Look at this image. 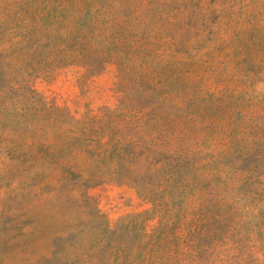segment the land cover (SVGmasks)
<instances>
[{"label":"rangeland","instance_id":"obj_1","mask_svg":"<svg viewBox=\"0 0 264 264\" xmlns=\"http://www.w3.org/2000/svg\"><path fill=\"white\" fill-rule=\"evenodd\" d=\"M0 264H264V0H0Z\"/></svg>","mask_w":264,"mask_h":264}]
</instances>
